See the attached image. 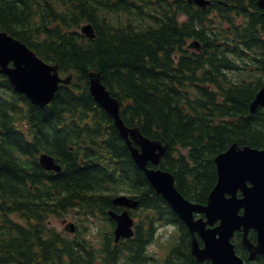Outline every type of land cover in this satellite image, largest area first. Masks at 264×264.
Returning <instances> with one entry per match:
<instances>
[{"label":"trees","instance_id":"1","mask_svg":"<svg viewBox=\"0 0 264 264\" xmlns=\"http://www.w3.org/2000/svg\"><path fill=\"white\" fill-rule=\"evenodd\" d=\"M256 2L211 0L202 9L188 0H0V31L73 74L43 108L0 81V264H93L91 254L79 258L51 229L44 240L42 228H25L11 215L37 223L45 211L60 217L78 207L104 219L119 188L178 226L160 264H205L190 256L185 224L133 164L112 117L89 93V75L100 73L127 126L168 144L160 166L182 195L205 203L216 181L215 155L234 142L264 148V106L249 110L264 85V17ZM235 16L248 24L221 29ZM84 23L93 36L80 32ZM16 116L25 119L28 137L14 126ZM42 151L61 172L44 171ZM151 235V225L138 226L125 251L107 249L111 264L144 263ZM104 243L109 247L111 237ZM255 262L264 264V256Z\"/></svg>","mask_w":264,"mask_h":264},{"label":"water","instance_id":"2","mask_svg":"<svg viewBox=\"0 0 264 264\" xmlns=\"http://www.w3.org/2000/svg\"><path fill=\"white\" fill-rule=\"evenodd\" d=\"M193 1L199 5L209 2ZM259 2L264 8V0ZM89 27L87 25L83 31L88 32ZM10 62L12 67H9ZM57 69V64L44 62L23 42L0 31V73L7 74L14 89L24 92L33 104L46 105L54 98L58 83L70 80V76L60 79ZM89 82L91 94L113 117L134 162L144 170L153 189L166 199L186 223L192 234V256L199 261L209 260L211 264H244L231 243L232 236L238 230L243 233L242 242L251 252L250 256L264 253V149L249 146L241 148L233 143L224 152L217 154L214 158L217 182L208 195L206 204L193 203L178 191L171 172L147 167L148 161L158 164L167 146L143 136L136 128L124 125L119 115L118 101L102 85L99 74H90ZM259 104H264V86L251 102L250 110H256ZM132 140L140 147H134ZM39 161L47 170L61 169L48 154H41ZM238 192L240 196L237 195ZM114 202L130 206L138 203L126 196H117ZM194 212L203 213L204 216L195 219ZM217 221L214 227H207ZM131 223L127 214L120 215L115 229L116 240L121 236L131 235ZM251 228L257 232V244L248 239ZM195 232L202 239L203 247H200L195 238Z\"/></svg>","mask_w":264,"mask_h":264},{"label":"rangeland","instance_id":"3","mask_svg":"<svg viewBox=\"0 0 264 264\" xmlns=\"http://www.w3.org/2000/svg\"><path fill=\"white\" fill-rule=\"evenodd\" d=\"M51 225L53 227H55L57 230H61L63 228V224L57 220V219H52ZM83 225L86 226V228H89L91 230H94L96 227V223H92V222H85L83 223ZM173 226L171 225H163L159 228L158 230V234H157V239L154 240L148 247L149 251H160V243L164 242L165 240L168 239V237H170V233L173 230L172 228ZM159 239V240H158ZM77 262V261H76ZM78 263V262H77Z\"/></svg>","mask_w":264,"mask_h":264}]
</instances>
